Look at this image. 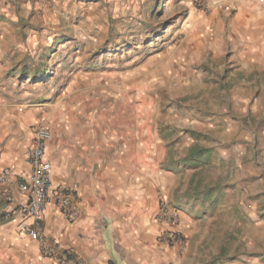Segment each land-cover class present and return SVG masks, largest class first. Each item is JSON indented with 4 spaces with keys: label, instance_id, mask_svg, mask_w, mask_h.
I'll return each mask as SVG.
<instances>
[{
    "label": "rangeland",
    "instance_id": "1",
    "mask_svg": "<svg viewBox=\"0 0 264 264\" xmlns=\"http://www.w3.org/2000/svg\"><path fill=\"white\" fill-rule=\"evenodd\" d=\"M53 111L135 137L164 225L132 264H264V0H0V156ZM0 264L25 263L0 240Z\"/></svg>",
    "mask_w": 264,
    "mask_h": 264
},
{
    "label": "crops",
    "instance_id": "2",
    "mask_svg": "<svg viewBox=\"0 0 264 264\" xmlns=\"http://www.w3.org/2000/svg\"><path fill=\"white\" fill-rule=\"evenodd\" d=\"M88 120L75 122L53 111L47 114L48 124L41 122L50 132L44 146L52 167V189L67 193L77 216L71 219L57 211L51 197L40 224V238L57 254L71 251L75 260L69 264H132L147 252L164 225L155 223L153 217L154 174L149 167L139 169L135 137H129V142L123 137H96L97 123ZM31 138L18 157L22 147L16 141L5 153L1 151L0 163L13 160L18 177L27 173ZM114 148L118 151L108 162L106 152ZM12 197L16 204L23 203L16 189ZM18 222L13 216L0 231L6 247L22 256L25 264H61L55 256H44L39 242L20 234Z\"/></svg>",
    "mask_w": 264,
    "mask_h": 264
},
{
    "label": "built area",
    "instance_id": "3",
    "mask_svg": "<svg viewBox=\"0 0 264 264\" xmlns=\"http://www.w3.org/2000/svg\"><path fill=\"white\" fill-rule=\"evenodd\" d=\"M50 139L48 127L39 123L32 128V138L26 153L27 173L20 177L18 191L23 203L15 210L19 218L18 231L30 240L40 243V250L44 256H55L61 264H68L72 259L71 253L57 254L53 248L48 247L40 238V224L52 197L57 211L74 219L77 216V207L73 204L67 193L60 188L52 189L51 164L45 158V142ZM8 175L0 176V181L8 180ZM173 234L168 235L169 241H174ZM70 252V251H69Z\"/></svg>",
    "mask_w": 264,
    "mask_h": 264
},
{
    "label": "trees",
    "instance_id": "4",
    "mask_svg": "<svg viewBox=\"0 0 264 264\" xmlns=\"http://www.w3.org/2000/svg\"><path fill=\"white\" fill-rule=\"evenodd\" d=\"M206 156H209V153L207 151L196 149L193 147L189 150L188 154L185 156L183 163L190 166L191 164H193L192 162L198 163L203 158H206ZM192 166H197V165L194 164Z\"/></svg>",
    "mask_w": 264,
    "mask_h": 264
}]
</instances>
